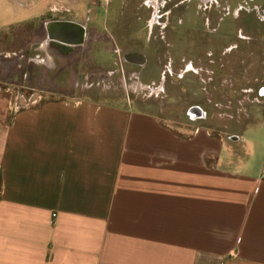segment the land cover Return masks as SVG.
Instances as JSON below:
<instances>
[{
  "label": "crops",
  "instance_id": "crops-1",
  "mask_svg": "<svg viewBox=\"0 0 264 264\" xmlns=\"http://www.w3.org/2000/svg\"><path fill=\"white\" fill-rule=\"evenodd\" d=\"M66 1L0 0V29ZM48 21L12 52L34 104L13 112L0 85V264H264V117L176 130L151 103L72 95L42 78L72 72Z\"/></svg>",
  "mask_w": 264,
  "mask_h": 264
},
{
  "label": "rangeland",
  "instance_id": "rangeland-1",
  "mask_svg": "<svg viewBox=\"0 0 264 264\" xmlns=\"http://www.w3.org/2000/svg\"><path fill=\"white\" fill-rule=\"evenodd\" d=\"M69 1L71 14L59 10L55 16L47 13L0 29V76L7 79L0 85L10 87L4 88L8 100L24 103L30 93L22 87V72L17 74L22 61L12 52L24 37L44 36L46 19L66 18L87 26L83 46L50 45L68 57L62 66L72 72L41 73L51 84L68 83L72 95L151 103L176 130L202 120L231 132L264 117V96L259 95L264 86V19L262 11L253 9L264 0H159L157 9L148 0ZM155 11L160 21L152 26ZM242 32L247 38H241ZM130 50L144 53L145 64L126 60ZM137 80L160 88L141 89ZM193 106L205 110L206 117L192 120L188 110Z\"/></svg>",
  "mask_w": 264,
  "mask_h": 264
},
{
  "label": "water",
  "instance_id": "water-1",
  "mask_svg": "<svg viewBox=\"0 0 264 264\" xmlns=\"http://www.w3.org/2000/svg\"><path fill=\"white\" fill-rule=\"evenodd\" d=\"M54 23L55 24H52V26H55V28H59L61 30V38L64 41L72 42V44H83L84 43L85 37H86L84 28L80 27L79 25L68 22V21L57 20V21H54ZM50 28L47 27V33H48L47 38L53 37L51 34L52 29ZM58 33L60 34V31ZM132 54H136V53H131L130 55ZM128 56L129 54H127L126 59L130 62H134V60L132 61L131 59L128 58Z\"/></svg>",
  "mask_w": 264,
  "mask_h": 264
},
{
  "label": "built area",
  "instance_id": "built-area-1",
  "mask_svg": "<svg viewBox=\"0 0 264 264\" xmlns=\"http://www.w3.org/2000/svg\"><path fill=\"white\" fill-rule=\"evenodd\" d=\"M263 9H260V7H258V11H262V14H261V17L262 19H264V7H262ZM126 56L127 54L125 55V59H126ZM127 60V59H126ZM259 95L260 96H264V86H262L260 89H259ZM35 100H33L32 102H24V103H15L13 102L12 100H9L8 101V105L10 107V109L13 111V112H17L18 110H20L21 108L23 107H28V106H31L32 104H34ZM188 114L190 116V118L192 120H197V119H200V118H205L206 117V111L201 109V107L199 106H193L191 107L189 110H188ZM229 139L231 140H237L238 139V136H235V135H231L229 136ZM260 178L262 180H264V169L261 171V175H260Z\"/></svg>",
  "mask_w": 264,
  "mask_h": 264
},
{
  "label": "flooded vegetation",
  "instance_id": "flooded-vegetation-1",
  "mask_svg": "<svg viewBox=\"0 0 264 264\" xmlns=\"http://www.w3.org/2000/svg\"><path fill=\"white\" fill-rule=\"evenodd\" d=\"M208 0H206V2H207ZM158 3H159V0H148V5H149V7H152V6H154V9H157L158 8ZM264 7V3H262L261 5H256L255 7H253V9L254 10H257L258 9V7ZM243 7H245L244 5L241 7V8H243ZM252 9H249V10H247L248 12H250ZM49 21H57L56 19H54V20H49ZM160 21V19H159V15H158V13L155 11V13L153 14V17H152V26L153 25H155V23L156 22H159ZM241 38H247L244 34H243V32L241 33ZM51 41H55V40H50L48 43H47V45H49V43L51 42ZM55 42H58V41H55ZM58 43H61V42H58ZM61 44H64V43H61ZM65 45H67V44H65ZM68 46H70V45H68ZM231 49H233V47L231 48ZM230 49V50H231ZM134 53H136V54H132V55H130L131 53H128L129 54V56H128V58L129 59H131L132 61L134 60V62H132V63H135V64H140L139 62L140 61H142V60H144V63L143 64H145V62H146V56L143 54V53H141V52H134ZM193 66L192 65H190V68L189 69H191ZM139 85L141 84V83H138ZM137 84V85H138Z\"/></svg>",
  "mask_w": 264,
  "mask_h": 264
},
{
  "label": "bare ground",
  "instance_id": "bare-ground-1",
  "mask_svg": "<svg viewBox=\"0 0 264 264\" xmlns=\"http://www.w3.org/2000/svg\"><path fill=\"white\" fill-rule=\"evenodd\" d=\"M60 21H68V22H71L73 24L79 25L80 27H82V28L85 29V27H84L83 24H81L80 22L75 21V20H60ZM52 24H55L54 21H48L46 26L48 28H50L52 26ZM50 29H52V33L51 34H52L53 37L47 38L46 43H48L50 40H55V41H58V42H61V43H64V44H67V45H70V46H78V45H81V44H72V42H68V41L66 42V41H64L61 38V30L59 28H55V26H52ZM59 31H60V34L58 33ZM85 34H86V31H85ZM139 63L140 64H143L144 63V60L140 61Z\"/></svg>",
  "mask_w": 264,
  "mask_h": 264
}]
</instances>
